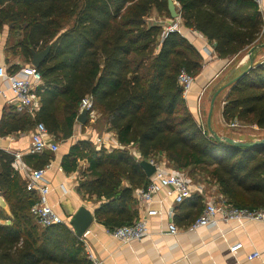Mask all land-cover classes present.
Returning a JSON list of instances; mask_svg holds the SVG:
<instances>
[{
  "label": "trees",
  "instance_id": "obj_1",
  "mask_svg": "<svg viewBox=\"0 0 264 264\" xmlns=\"http://www.w3.org/2000/svg\"><path fill=\"white\" fill-rule=\"evenodd\" d=\"M183 26L214 43L221 59L239 56L262 44L264 22L251 0H175ZM169 0H0V32L6 23L22 29L21 40L7 47L30 63L33 53L50 47L37 69L42 85L35 120L5 117L0 134L9 135L44 123L55 137H70L83 98L92 96L109 130L121 144L138 146L143 159L163 155L177 171L198 183L215 184L238 208L264 209V147L237 148L212 136L207 121L189 111L179 84L185 71L196 78L203 66L200 52L181 33L160 40L171 18ZM159 16L148 22L149 15ZM226 124L264 130V62L252 67L229 90L222 111ZM99 179L85 182L87 195L105 197L97 211L104 225L129 224L124 208L130 191L115 195L118 175L148 186L140 164L124 153H99L89 142L76 147ZM75 151V152H76ZM13 157L0 153V190L9 211H0V264H91L85 245L66 225L41 227L31 214L38 202L12 169ZM51 155L42 156L41 168ZM108 182V184L106 183ZM118 198V199H116ZM121 203L118 205V201ZM115 229V228H113Z\"/></svg>",
  "mask_w": 264,
  "mask_h": 264
},
{
  "label": "crops",
  "instance_id": "obj_2",
  "mask_svg": "<svg viewBox=\"0 0 264 264\" xmlns=\"http://www.w3.org/2000/svg\"><path fill=\"white\" fill-rule=\"evenodd\" d=\"M174 3L177 10H179V4L175 0ZM180 33L203 57L202 70L195 78L190 94L185 98L189 111L197 121L201 122L203 120L204 106L200 105V101L204 100L207 93L211 91L214 95L219 89L242 76L251 65L254 67L264 62V47H259L264 44V36L262 39L263 43L253 47L255 50L251 55H249V52L253 48L241 53L239 56L221 59L215 53L214 43L207 40L202 34L192 29H187L183 25ZM0 65L5 66L9 73H13L23 66L33 64L32 62H26L21 54L9 55L4 37L0 34ZM42 84L35 83L33 90V94L38 101L39 110L41 108V99L37 91ZM0 87L6 91V96L0 97V127L5 117L10 114L17 117L27 116L35 120L39 110L35 114L17 110L14 96L9 91V82L6 78L0 79ZM230 88L231 86L222 91L216 99L212 117L213 129L220 135H223V133L227 134V131L230 135L223 136L242 142L264 139H255L249 136L246 139H242L241 135H236L227 128L222 111ZM201 95L202 97H200ZM82 112L80 103L73 134L70 137L63 138L61 136L57 138L49 132L52 140L58 144L59 149L57 152L47 151L44 153L51 155V159L45 167H40L44 154H29L31 136L38 125L36 123L23 132L20 131L9 135L0 134V153H6L14 158L12 169L23 183H25V172L21 168H29L31 170L46 169L45 180L50 188V193L45 199L47 204L62 217L64 223L61 225H66L75 232V228L71 225L74 216L81 209L87 210L92 215V222L86 231L81 237L76 235L84 243L86 255L92 253L100 258L104 264H264V223L247 222L239 224L236 222H220L217 227L212 229H189L201 215L208 196H220L219 189L214 183L197 184L192 178L190 179L193 184L203 186V194L196 193L185 199L182 204L175 203L174 198L167 196L165 192L155 196V200L152 205H149V208L160 213L150 218L149 236L147 238L131 243H122L112 237L108 230L116 228L117 226H114L116 222H113L112 226L102 224L98 221L97 211L102 205L114 200V197L110 200L105 197L98 198L95 195H87L80 189L83 183L99 179V172L93 173L89 160L81 156L80 152L75 150V147L80 142H89L93 149L99 153V157L102 153L112 154L119 152L132 157L140 166L143 161H147L151 164L153 162L155 164H163L168 170H177L166 161L163 155H159L154 161L145 160L142 158L138 146L121 144L116 132L109 130L105 121H101L102 114L98 110V119L93 122L88 116L85 124L78 120ZM17 156H20V160H18ZM18 164L21 165L19 166ZM155 164L153 165L156 167ZM141 168L148 182H150L152 176L149 177L144 168L142 166ZM117 178L119 185L115 195L119 198L122 191H130L133 198L132 203L121 208L129 211L130 221L126 225H130L144 217L146 208H148L147 205L141 203L138 199V192L145 187H136L134 176L118 175ZM106 183L108 184L107 181ZM29 192L33 193L38 200L40 199L37 191ZM120 203L121 201L119 200L117 204L119 205ZM0 211H9L6 197L1 190ZM35 220L39 224L36 218ZM172 223L179 229L176 235H171L169 232V225ZM40 226L43 227L42 225ZM86 233L88 234L85 236ZM237 243H242L243 248L233 254L230 251V247ZM255 252L259 253V257L250 260L249 256Z\"/></svg>",
  "mask_w": 264,
  "mask_h": 264
},
{
  "label": "built area",
  "instance_id": "obj_3",
  "mask_svg": "<svg viewBox=\"0 0 264 264\" xmlns=\"http://www.w3.org/2000/svg\"><path fill=\"white\" fill-rule=\"evenodd\" d=\"M258 6L262 14L264 22V2L263 0H251ZM165 25L164 39L170 34L180 33L182 21L180 18L169 19L163 21ZM161 25L162 22L160 20ZM6 78L9 82V91L14 96L16 108L18 111L29 112L35 114L39 110L38 101L33 94L34 84L42 83L43 77L41 73L33 66L26 65L18 71L9 73L5 66L0 65V79ZM194 77L183 71L179 76V84L183 89V97L187 98L194 84ZM6 96V91L0 87V97ZM81 111H87L91 121L95 122L98 119L97 110L94 108V99L92 96H86L81 101ZM240 125V124H239ZM234 122L232 127L239 126ZM59 146L52 140L44 123H38L31 136V146L29 154L41 155L45 152H57ZM20 160V156H17ZM153 164H155L153 162ZM19 166L21 164H18ZM156 171L152 175L148 186L138 192V199L141 203L148 206L144 217L138 219L130 225L121 226L113 230H108V233L116 240L122 243H131L140 241L149 236V220L157 216L160 212L149 208L152 205L155 196L161 192L167 193V196L173 197L175 203L182 204L185 199L199 193L203 194V186L193 184L191 179L185 172L168 170L163 164H155ZM22 167V166H21ZM19 167V168H21ZM25 172V183L28 191H37L40 195L38 202L32 207L31 213L43 227L63 224L62 217L57 214L54 209L47 204L46 197L50 193V188L45 180L46 169H29L21 168ZM220 222L231 223L236 222L245 224L247 222L264 223V209L249 210L238 208L229 204L225 198L220 196L210 195L207 198L205 207L201 215L190 226V230H198L200 228L212 229L218 226ZM171 235H176L179 232L178 227L172 223L169 225ZM88 233L85 234V236ZM243 248L242 243L234 244L230 247V251L236 254ZM259 257V253L255 252L249 256L250 260ZM87 258L91 264H104V262L92 253L87 254Z\"/></svg>",
  "mask_w": 264,
  "mask_h": 264
},
{
  "label": "water",
  "instance_id": "obj_4",
  "mask_svg": "<svg viewBox=\"0 0 264 264\" xmlns=\"http://www.w3.org/2000/svg\"><path fill=\"white\" fill-rule=\"evenodd\" d=\"M168 5H169L168 9H169L171 18L172 19L179 18L180 13H179V10H177L174 1L169 0ZM259 47L260 48L264 47V44L259 46ZM254 50H255V48L251 49L249 52V55H251ZM49 52H50V47H48L46 50H44L43 52H40V53L34 52L33 53V59H32L33 66H35L36 68H39L41 66V64L45 61L47 56L49 55ZM252 67L253 66L251 65V67L246 72H244L243 75H245ZM239 78L234 79L232 82H230L226 86L219 89L213 95L212 100H211V104H210L208 117H207V127H208L210 133L212 134V136L215 137L216 140L219 142H225V143L230 144V145L237 147V148H246V149H255V148H261V147L263 148L264 147V139L257 140V141H250V142L237 141L231 137L220 135L212 127V117H213L215 102H216L217 97L220 95V93L222 91L226 90L228 87L233 85ZM78 120L85 124L88 120L87 111H83L82 114L79 116ZM141 166L144 168V170L146 171V173L149 177H151L156 171V167L147 161H143L141 163ZM91 222H92V215L87 210L81 209L74 216V218L71 222V225L75 228L76 235L78 237H81L82 234L88 228V226L91 224Z\"/></svg>",
  "mask_w": 264,
  "mask_h": 264
},
{
  "label": "rangeland",
  "instance_id": "obj_5",
  "mask_svg": "<svg viewBox=\"0 0 264 264\" xmlns=\"http://www.w3.org/2000/svg\"><path fill=\"white\" fill-rule=\"evenodd\" d=\"M174 1V0H173ZM160 17L159 16H155V14H151L149 15L147 21L148 22H152L156 19H159ZM181 19V17H179ZM169 19H172V18H163L161 19V22H162V26H163V32H162V35H161V38L160 40L164 39V22H167V20ZM182 21V20H181ZM160 22V20L158 21ZM161 24V23H160ZM183 25V22L181 24V27ZM22 29H20L19 27L17 28L16 26H11L10 24L6 23L3 27V29L1 30L0 34L4 37V40H5V43H6V48L9 47H14L17 43L20 42L21 40V32ZM195 79V78H194ZM193 88V86H192ZM192 90V89H191ZM206 97L204 98V100L200 101V105L203 107L204 106V112H203V120L204 121H207V117H208V113H209V109H210V102H211V98L213 96L212 92L210 91L209 93H207V95H205ZM202 97V95L200 96ZM220 102H221V99L219 100V105H220ZM202 109V111H203ZM227 125V128L229 130H231L232 132H234V134L236 135H241L242 136V139H246L248 136L249 137H254L255 139H261V138H264V130H261L260 128H258L257 126H250V125H239V126H234L232 127L231 124H226ZM227 134H224L223 135H230L229 132L226 131ZM251 138V139H252ZM186 175L190 177V175H188L186 173Z\"/></svg>",
  "mask_w": 264,
  "mask_h": 264
}]
</instances>
